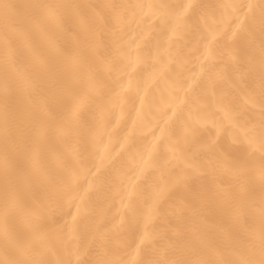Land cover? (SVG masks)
Masks as SVG:
<instances>
[{
  "label": "bare ground",
  "instance_id": "6f19581e",
  "mask_svg": "<svg viewBox=\"0 0 264 264\" xmlns=\"http://www.w3.org/2000/svg\"><path fill=\"white\" fill-rule=\"evenodd\" d=\"M0 264H264V0H0Z\"/></svg>",
  "mask_w": 264,
  "mask_h": 264
}]
</instances>
